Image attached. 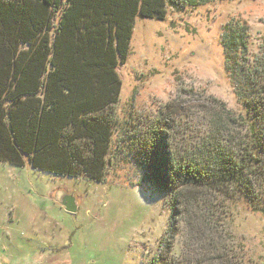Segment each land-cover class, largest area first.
I'll use <instances>...</instances> for the list:
<instances>
[{
    "label": "trees",
    "instance_id": "16d2710c",
    "mask_svg": "<svg viewBox=\"0 0 264 264\" xmlns=\"http://www.w3.org/2000/svg\"><path fill=\"white\" fill-rule=\"evenodd\" d=\"M205 1L0 0V162L23 167L29 161L39 172L105 183L116 153L128 147L143 183L170 194L173 211L148 264H215L227 204L245 200L264 214V35L251 58L246 22L233 20L221 34L242 114L217 101L212 133L187 143L183 154L172 104L146 129L114 138L122 87L117 69L130 54L135 19L164 20L168 8L181 12ZM182 214L194 236L185 260L171 256Z\"/></svg>",
    "mask_w": 264,
    "mask_h": 264
},
{
    "label": "rangeland",
    "instance_id": "374dc122",
    "mask_svg": "<svg viewBox=\"0 0 264 264\" xmlns=\"http://www.w3.org/2000/svg\"><path fill=\"white\" fill-rule=\"evenodd\" d=\"M236 19L249 27L253 58L264 35V0H206L181 12L168 8L164 20L137 17L130 54L117 69L122 87L114 138L146 129L172 104L175 142L183 154L187 143L197 145L212 133L221 112L217 101L242 114L221 46L223 27ZM123 148L126 156L116 153L105 183L39 172L29 161L23 167L0 162V238L21 229L33 234L27 218L35 215V264H148L173 215L170 194L143 183L144 171ZM65 195L73 198L75 212L61 204ZM226 211L215 264H264V214L245 200L227 204ZM193 243L187 218L179 215L172 258L191 257ZM198 249L206 251L201 244Z\"/></svg>",
    "mask_w": 264,
    "mask_h": 264
},
{
    "label": "crops",
    "instance_id": "0c3cea01",
    "mask_svg": "<svg viewBox=\"0 0 264 264\" xmlns=\"http://www.w3.org/2000/svg\"><path fill=\"white\" fill-rule=\"evenodd\" d=\"M12 215L20 220L16 210ZM27 219L33 234L21 229L16 235L0 238V264H35V215Z\"/></svg>",
    "mask_w": 264,
    "mask_h": 264
},
{
    "label": "water",
    "instance_id": "95a60500",
    "mask_svg": "<svg viewBox=\"0 0 264 264\" xmlns=\"http://www.w3.org/2000/svg\"><path fill=\"white\" fill-rule=\"evenodd\" d=\"M61 204L65 207V209L68 212H75L76 211V206H75V203L73 201V198L69 195H65L61 199Z\"/></svg>",
    "mask_w": 264,
    "mask_h": 264
}]
</instances>
